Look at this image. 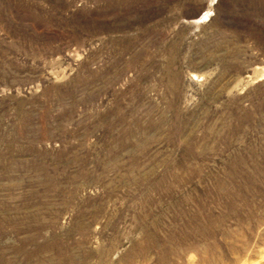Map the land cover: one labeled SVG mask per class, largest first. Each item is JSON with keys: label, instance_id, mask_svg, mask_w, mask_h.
<instances>
[{"label": "rangeland", "instance_id": "1", "mask_svg": "<svg viewBox=\"0 0 264 264\" xmlns=\"http://www.w3.org/2000/svg\"><path fill=\"white\" fill-rule=\"evenodd\" d=\"M0 264H264V0H0Z\"/></svg>", "mask_w": 264, "mask_h": 264}, {"label": "trees", "instance_id": "2", "mask_svg": "<svg viewBox=\"0 0 264 264\" xmlns=\"http://www.w3.org/2000/svg\"><path fill=\"white\" fill-rule=\"evenodd\" d=\"M2 260L1 256H0V261Z\"/></svg>", "mask_w": 264, "mask_h": 264}]
</instances>
